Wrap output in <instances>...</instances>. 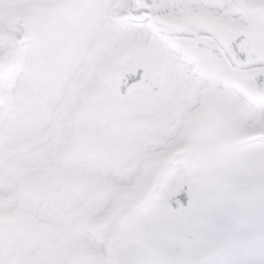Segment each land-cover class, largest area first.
Segmentation results:
<instances>
[{"label":"snow or ice","instance_id":"6c2138e0","mask_svg":"<svg viewBox=\"0 0 264 264\" xmlns=\"http://www.w3.org/2000/svg\"><path fill=\"white\" fill-rule=\"evenodd\" d=\"M0 264H264V0H0Z\"/></svg>","mask_w":264,"mask_h":264}]
</instances>
